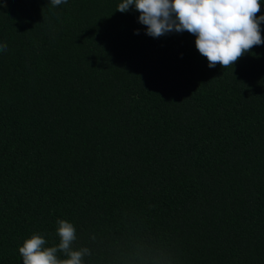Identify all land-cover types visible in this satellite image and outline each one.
I'll list each match as a JSON object with an SVG mask.
<instances>
[{
    "label": "trees",
    "instance_id": "1",
    "mask_svg": "<svg viewBox=\"0 0 264 264\" xmlns=\"http://www.w3.org/2000/svg\"><path fill=\"white\" fill-rule=\"evenodd\" d=\"M120 2L0 0V264L57 219L85 264H264V44L210 68Z\"/></svg>",
    "mask_w": 264,
    "mask_h": 264
},
{
    "label": "clouds",
    "instance_id": "2",
    "mask_svg": "<svg viewBox=\"0 0 264 264\" xmlns=\"http://www.w3.org/2000/svg\"><path fill=\"white\" fill-rule=\"evenodd\" d=\"M52 7L67 0H49ZM139 13L138 22L145 26L146 34L158 38L170 32L194 35L198 52L208 61V67L220 64L232 68L246 52L264 44L260 13L261 0H121L117 9L121 13L130 7ZM139 34V29L134 30ZM7 44L0 42V52ZM58 244L46 246L44 236L33 233L19 246L23 264H85L90 255L88 247L74 248L76 228L66 219H57Z\"/></svg>",
    "mask_w": 264,
    "mask_h": 264
}]
</instances>
